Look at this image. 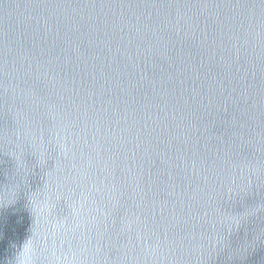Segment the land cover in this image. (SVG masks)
<instances>
[{"label": "water", "instance_id": "obj_1", "mask_svg": "<svg viewBox=\"0 0 264 264\" xmlns=\"http://www.w3.org/2000/svg\"><path fill=\"white\" fill-rule=\"evenodd\" d=\"M0 264H264V0H0Z\"/></svg>", "mask_w": 264, "mask_h": 264}]
</instances>
